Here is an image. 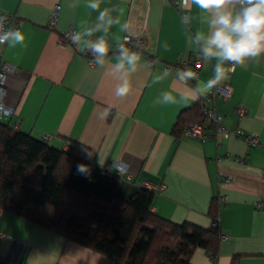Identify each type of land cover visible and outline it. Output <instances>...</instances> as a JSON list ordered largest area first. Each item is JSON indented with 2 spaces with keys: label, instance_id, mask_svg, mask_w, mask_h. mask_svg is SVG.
<instances>
[{
  "label": "crops",
  "instance_id": "0c3cea01",
  "mask_svg": "<svg viewBox=\"0 0 264 264\" xmlns=\"http://www.w3.org/2000/svg\"><path fill=\"white\" fill-rule=\"evenodd\" d=\"M87 3L0 0V14L16 16L25 36L23 45H0V66L14 70L7 81V100L17 108L15 116L5 121L14 130L100 168L116 161L127 165L128 177H123L127 194L144 183L164 185L154 192L151 208L162 219L208 229L216 211L226 236L219 243L217 259L213 262L206 250L197 248L189 258L191 264H264V208H256L258 202L264 203V54L237 66L231 78L220 83L230 82L231 96L218 97L212 104L228 129L258 135L259 145L249 147L243 137L226 136L209 126L205 134L211 139L205 142L186 136L178 140L173 135L176 123L205 95L197 84L202 87L212 77L217 62L203 56L214 11H202L190 0L186 6L183 0H177V6L168 0H100V11L108 10L101 21L99 12ZM56 5L59 17L51 28L49 18ZM125 23L127 30L122 31ZM70 28L81 33V44L104 38L109 46L106 68L90 61L83 45L62 44ZM89 29L93 35H84ZM128 33L143 35L145 49L137 71L128 76L130 91L121 98L115 95L120 80L110 70ZM197 33L200 42L194 40ZM196 57H203L204 65L197 79L187 83L163 69L181 58ZM151 60L158 62L156 67L149 66ZM164 91L188 99L153 106ZM239 109L245 110L243 116ZM87 153L92 154L90 159ZM41 185L40 179L38 190ZM0 234L11 238L0 237V264L114 261L9 212L0 215Z\"/></svg>",
  "mask_w": 264,
  "mask_h": 264
},
{
  "label": "trees",
  "instance_id": "16d2710c",
  "mask_svg": "<svg viewBox=\"0 0 264 264\" xmlns=\"http://www.w3.org/2000/svg\"><path fill=\"white\" fill-rule=\"evenodd\" d=\"M197 103L182 112L173 129L178 140L191 124H203ZM88 166L89 175L77 172ZM40 178V190H30ZM124 178L14 130L0 120V209L82 244L119 264H191L201 248L217 259L222 232L211 215L208 229L189 223L174 224L153 213L154 192L123 191ZM62 213L57 217L56 211ZM76 214L84 217L81 222ZM173 240L181 242L172 251Z\"/></svg>",
  "mask_w": 264,
  "mask_h": 264
},
{
  "label": "clouds",
  "instance_id": "9594fccd",
  "mask_svg": "<svg viewBox=\"0 0 264 264\" xmlns=\"http://www.w3.org/2000/svg\"><path fill=\"white\" fill-rule=\"evenodd\" d=\"M190 3L202 11H214V17L209 22L212 29L210 34L204 38L203 56L209 62L215 59L217 62L212 66V77L205 82H198L200 94H206L214 90L217 85L228 78L229 72H235L237 66H244L246 61H255L256 58L264 54V0H190ZM239 5L237 9L236 6ZM87 7L93 11H98V19L105 20L108 10L100 11V0H88ZM5 17H0V45L15 47L23 45L25 36L19 28L4 29ZM112 20H108L109 27ZM128 24L121 26V30H127ZM84 35H93V30L89 29ZM72 44L80 47L83 45L85 52L94 53L93 62L104 69L107 67L104 57L109 53V46L103 37L96 41H84L81 44V33L72 31L66 33ZM196 42L201 41L199 33L194 37ZM140 64V53L120 46V55L117 57L110 73L116 76L120 83L115 89L117 97H125L130 91L128 76L137 71ZM183 79H197L196 73L191 69H177ZM117 74H119L117 76ZM167 74V72H166ZM153 82H158L153 79ZM2 91V90H0ZM188 97L181 94L179 99L172 95L170 91L161 92L153 101V106L176 104L184 102ZM11 109H5L4 114H9ZM91 153H87V158H91ZM77 172L88 176L89 169L85 164H77Z\"/></svg>",
  "mask_w": 264,
  "mask_h": 264
},
{
  "label": "built area",
  "instance_id": "2783aa9c",
  "mask_svg": "<svg viewBox=\"0 0 264 264\" xmlns=\"http://www.w3.org/2000/svg\"><path fill=\"white\" fill-rule=\"evenodd\" d=\"M171 4L173 5H178L177 0H168ZM187 0H183V5L186 6ZM236 8H239V5L236 6ZM59 12H60V6L56 5L49 18V25L51 28H54L59 17ZM188 14H184V17L187 18ZM0 17H5V21L3 24L4 29H9V28H19V23L18 19L16 16L12 15H2L0 14ZM72 31H75L73 28H70V30L67 33H70ZM62 44L65 46H74V44L71 43V41L67 38L66 34L62 37L61 40ZM122 46L126 49L132 50V51H137V52H142L145 49V43L143 39V35H133L128 33L126 36L123 38ZM120 55V51L118 53ZM88 58H90V61H93L94 53H92L90 50L87 51ZM158 62L156 60H151L149 63L150 67H156ZM204 65V58L202 57H196L193 59H185L181 58L176 64H165L163 65V69L168 72V73H174L177 77V79L182 82V83H187L190 80H185L182 78L180 73L177 72V69H192L194 73H196L197 77L199 75V71ZM14 70L12 67H10L7 64H2L0 66V120H5V119H11L15 116L17 112V108L14 105H11L8 100V88H7V81L8 78L11 74H13ZM232 72H229L227 80L231 78ZM232 86L230 82H226L224 84H219L217 87L212 90L209 93H206L201 99H200V112L201 115L204 119L203 124H191L190 126L187 127V129L184 132V136L190 137L193 139H198L202 142H205L209 139H211V136L205 134V129L207 126L213 128L217 133H223L226 136L233 134L236 137H243L245 142L249 147H256L259 145V138L258 135L256 134H244V132L240 129H234L230 130L228 129L224 123H223V116L220 115L215 108L212 107L213 102L216 100L218 97H223L225 99L229 98L232 94ZM11 109L10 113L5 115V109ZM245 114L244 109H239L238 110V115L243 116ZM237 161V160H236ZM107 170H115L120 176L122 177H128V166L124 165L120 162H112L108 166L104 167ZM230 178H227V181H229ZM141 188L149 190V191H160L164 188V185L161 186H154L149 183H144L140 185ZM221 203L226 202L225 197L220 198ZM256 208L261 209L264 208V203L263 202H258L256 204ZM3 213V210L0 209V215ZM216 225L219 226V220H217ZM0 237L3 238H8L11 239L9 236L5 234H0ZM222 239H226V236L222 234ZM113 264H119L116 261L112 262Z\"/></svg>",
  "mask_w": 264,
  "mask_h": 264
},
{
  "label": "rangeland",
  "instance_id": "374dc122",
  "mask_svg": "<svg viewBox=\"0 0 264 264\" xmlns=\"http://www.w3.org/2000/svg\"><path fill=\"white\" fill-rule=\"evenodd\" d=\"M40 188V178H37L35 183L30 187L31 189L38 190ZM62 213L61 210L56 211V216L58 217ZM76 217L83 222L85 220L84 217H81L76 214ZM181 242L179 240H173L172 243L169 245L172 251H178Z\"/></svg>",
  "mask_w": 264,
  "mask_h": 264
}]
</instances>
